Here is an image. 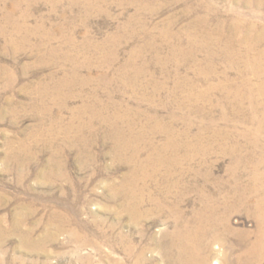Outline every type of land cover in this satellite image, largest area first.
<instances>
[{
  "label": "rangeland",
  "instance_id": "374dc122",
  "mask_svg": "<svg viewBox=\"0 0 264 264\" xmlns=\"http://www.w3.org/2000/svg\"><path fill=\"white\" fill-rule=\"evenodd\" d=\"M243 36L264 52V0H0V264H238L260 226L225 204L234 157L213 143L207 162L181 160L184 144L217 138L211 127L263 157L250 103L222 87L242 79L225 53ZM99 42L116 49L110 68ZM164 126L182 166H136L116 150L121 132L145 159ZM235 172L246 185L250 167ZM251 191L250 210L263 196Z\"/></svg>",
  "mask_w": 264,
  "mask_h": 264
},
{
  "label": "bare ground",
  "instance_id": "6f19581e",
  "mask_svg": "<svg viewBox=\"0 0 264 264\" xmlns=\"http://www.w3.org/2000/svg\"><path fill=\"white\" fill-rule=\"evenodd\" d=\"M239 39H237V40H239ZM261 39H262V37H260V38L259 37L258 38L254 37V38L249 39L247 36H243L239 40L240 43H237L239 45V48L234 49V47H232V46H229V47L227 46V52L225 53L226 57L229 58L230 61H232V63L238 62V61L241 62V63L243 62L242 65H243L244 69L242 71H238V73L242 77V79L239 82L228 80L226 78L224 83L222 81V85H223L222 87H224V89L226 88V91H227V95L226 96H228V94H232V97H233L232 98L233 99L232 100V105L235 103L234 100H236L237 98H241L243 101L247 100L250 103L249 108H250V110L252 112V115L250 116V120L258 122V126H257V129H256V132L262 134V133H264V54H263L264 52L262 51L263 52L262 53V52L259 51V49H257V47H259V43H260ZM104 44H105L104 42L103 43L99 42V44H97L95 46L94 50H96L97 52H100L99 64L101 65V67L102 68L103 67L110 68L111 65L113 64V62L117 58V53H116V49L115 48H113V49H111L109 51L106 50L104 48ZM243 44H245V47H243L241 49V46ZM206 45H208V44H206ZM181 51H182V49H181ZM101 53H104V54H101ZM105 53H109V55H106ZM129 60L134 62V57H130ZM87 63L88 64L86 65V67H89L92 64L89 60H88ZM229 66H231V65H229ZM106 70H108V69H106ZM120 71H126V68L123 67ZM74 72H77V70H74ZM245 72L248 73V74L254 75L256 77V80L252 81L250 79H247V77H244L243 75H245ZM225 73H226V71H225ZM121 80H123V79H121ZM193 84H194V82H193ZM162 87H164V86H162ZM208 87L213 88L212 86H208ZM134 88H136V87H134ZM157 93H158V91H157ZM200 94L201 93H199L197 95V97H199ZM203 96L204 95L201 94V97H203ZM198 100H199V98H198ZM260 108H262V110L260 112H258V113L255 112V109H260ZM199 109L201 110V108H199ZM240 110H242L241 107H240ZM116 118L119 119L117 116H116ZM222 118L224 119L225 117L222 115ZM157 129L158 128L151 129V131L149 132V134H151V136L147 139V143L149 144L150 148L152 149V154L156 155V156L153 157V155L151 154L150 155L151 157L149 156L147 158L145 157V159H140L139 156H140V153L142 151V148L140 149L139 146H137L136 143H134L135 140L134 141L127 140L128 142H126V141L122 142L120 139H125V137H124L125 135L123 136L121 134V132L119 133V135H118V137L116 139L117 140L116 142H118V143L115 142L116 143V150H119V152L121 151L122 153H125L127 151V153H128V150L131 149L132 152L130 154L131 155L130 161H132L136 166H141L142 167V166H146V165H158V166L166 165V167L169 168V169L173 165L176 166V165L180 164L182 166L181 162L177 161L178 158H176V157H178V156H177V154H176L177 152L175 150V149H179L178 142L175 141V139L177 138L178 133L176 135L174 132L172 133L170 126L169 127H165L164 126L163 131L166 133L167 139H165L166 141L162 145H160V146L157 145L156 146L153 143V138H154V135H155V132L157 131ZM187 129H190V128H187ZM211 129H212V133H213L212 135L216 136L217 138H215L213 140L211 139V142H209L210 144L209 143L205 144V145H203L204 147L201 146V148L200 147L197 148V146L196 147H192V145L190 146V145H185L184 144L183 148L185 149V156H184L185 159H183L181 161H184V162H187V161L190 162L192 160L194 161V159L197 158L196 156H198V157L200 156V159H201L202 162H207V157L209 156V153L207 151L208 150L207 145L211 146L210 149H213V148H215L217 146L216 149L220 150V152L223 155L229 154V155H232L234 157V161L232 160L233 163L230 166L229 171L231 172V176H232V178H234L235 181H234V184H233L234 186H231L232 189H230V190H232V192H231L230 196L224 198V199H226L225 204L226 205L228 204L230 206L228 208V210H231V211L234 210V208H237V207L240 208V209L245 208L246 210L250 211V213L253 214L254 217L257 218L258 224L260 226V228H259L260 231L258 232L259 233L258 240L255 243H253L252 245H250V247H248L244 251L243 254L238 256L237 263L238 264H258L262 259H264V248H262L263 241H264V169H262V168H264V148L261 150V152L263 154L262 158H257V159L253 158V156L251 154L246 155V156L242 155L240 153L241 145L239 143L238 144L234 143L231 146L228 145L230 143V140H229L230 137H229V135L226 132H223L222 130H221L222 131L221 132L216 127H211ZM117 132H118V130H117ZM247 134H248V131H243V132H241V134L239 136H246ZM213 143H216L217 145L214 147V145H211ZM250 143H252V144L255 143L256 144V140L254 142L250 141ZM140 147H141V145H140ZM167 150H171V151H173V153L176 154L175 155V154H173L171 152L174 156L169 158L170 160L167 159L166 157L159 156V153L163 154V152L167 151ZM194 157H196V158H194ZM242 164L243 165H248L250 167V170L252 171V173L250 175V178H249V181H248V183L246 185L239 182V180H240L239 176L235 172V169L238 168L239 166H241ZM205 178H207V173L205 174ZM209 178H211V177H209ZM248 189L252 190L254 194L256 192L258 194H262L263 195L257 201L255 200V202H253L251 204V205H253V209L252 210H250L251 208L249 206V201L247 200V198H249L250 195H249V193L245 194V192H244L246 190L249 191ZM253 193H252V195H253ZM202 197H203V195H202ZM209 201H211V200H209ZM232 202L235 203V204H233V208H231L232 207ZM227 223H228V220H227V222H223L222 223L223 224L222 226L225 229H229V226H228ZM203 230H204V228H203ZM196 248H198V247L196 246ZM221 262L216 260L215 264H221ZM198 263L199 264H206L205 259H203L201 257L198 258Z\"/></svg>",
  "mask_w": 264,
  "mask_h": 264
}]
</instances>
